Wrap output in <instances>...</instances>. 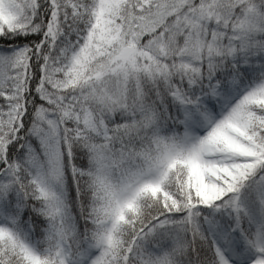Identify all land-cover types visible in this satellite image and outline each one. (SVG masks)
I'll list each match as a JSON object with an SVG mask.
<instances>
[{"label":"snow or ice","instance_id":"6c2138e0","mask_svg":"<svg viewBox=\"0 0 264 264\" xmlns=\"http://www.w3.org/2000/svg\"><path fill=\"white\" fill-rule=\"evenodd\" d=\"M0 264H264V0H0Z\"/></svg>","mask_w":264,"mask_h":264}]
</instances>
